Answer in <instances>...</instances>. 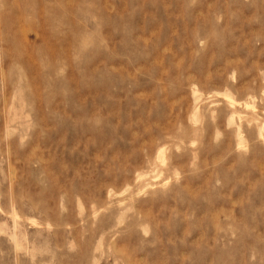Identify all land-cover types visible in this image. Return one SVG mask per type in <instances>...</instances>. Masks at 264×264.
<instances>
[{
  "label": "rangeland",
  "instance_id": "obj_1",
  "mask_svg": "<svg viewBox=\"0 0 264 264\" xmlns=\"http://www.w3.org/2000/svg\"><path fill=\"white\" fill-rule=\"evenodd\" d=\"M0 264H264V0H0Z\"/></svg>",
  "mask_w": 264,
  "mask_h": 264
}]
</instances>
